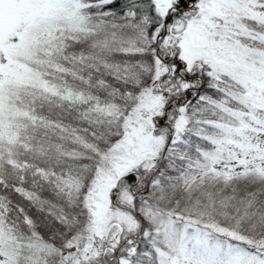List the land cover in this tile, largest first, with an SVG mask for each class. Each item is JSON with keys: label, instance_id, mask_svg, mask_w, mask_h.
I'll list each match as a JSON object with an SVG mask.
<instances>
[{"label": "snow or ice", "instance_id": "snow-or-ice-1", "mask_svg": "<svg viewBox=\"0 0 264 264\" xmlns=\"http://www.w3.org/2000/svg\"><path fill=\"white\" fill-rule=\"evenodd\" d=\"M0 264H264V0H0Z\"/></svg>", "mask_w": 264, "mask_h": 264}]
</instances>
